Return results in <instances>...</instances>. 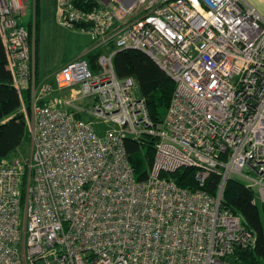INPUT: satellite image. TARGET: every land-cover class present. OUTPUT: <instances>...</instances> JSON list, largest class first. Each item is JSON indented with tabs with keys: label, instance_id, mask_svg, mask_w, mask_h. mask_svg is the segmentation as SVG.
Segmentation results:
<instances>
[{
	"label": "built area",
	"instance_id": "2783aa9c",
	"mask_svg": "<svg viewBox=\"0 0 264 264\" xmlns=\"http://www.w3.org/2000/svg\"><path fill=\"white\" fill-rule=\"evenodd\" d=\"M254 1L58 0L62 26L112 53L97 72L78 58L50 83L37 75L35 33L20 23L24 0H0L31 148L25 161L0 163V264H237L236 251L254 247L242 218L222 208L234 177L264 204V0ZM124 50L145 53L176 84L160 126L134 78L115 72ZM84 113L90 120L76 117ZM145 134L156 158L139 182L125 138ZM187 168L196 190L173 177ZM212 175L216 197L204 189Z\"/></svg>",
	"mask_w": 264,
	"mask_h": 264
},
{
	"label": "trees",
	"instance_id": "16d2710c",
	"mask_svg": "<svg viewBox=\"0 0 264 264\" xmlns=\"http://www.w3.org/2000/svg\"><path fill=\"white\" fill-rule=\"evenodd\" d=\"M34 28L30 30L35 33L38 43L37 26ZM101 55L99 51L88 55L87 61L94 72L99 69L98 59ZM113 63L120 79L131 77L136 81L152 124L162 125L176 90L175 82L148 55L137 50L117 52ZM27 95L29 97L28 93ZM21 107L20 94L13 85L12 73L0 36V163L9 160L25 141L30 144ZM76 117L80 118L79 115ZM125 148L137 181H146L156 158V139L148 134L139 139L127 137ZM173 177L182 188H198L194 168H187ZM220 183V176L212 175L204 189L216 197ZM254 199L255 193L247 185L234 178L227 182L222 197V208L239 215L255 238L253 248L236 251L232 261L237 264H264V204L259 207L255 205Z\"/></svg>",
	"mask_w": 264,
	"mask_h": 264
},
{
	"label": "rangeland",
	"instance_id": "374dc122",
	"mask_svg": "<svg viewBox=\"0 0 264 264\" xmlns=\"http://www.w3.org/2000/svg\"><path fill=\"white\" fill-rule=\"evenodd\" d=\"M252 2H255L254 0H251ZM30 4L28 5L30 9V16L33 13L32 9V0H29ZM257 3V2H256ZM59 22V20H58ZM60 24V23H59ZM39 37H40V56L42 60V66L45 68L55 70L52 75H50L49 79H47L48 82L54 83L55 75L60 72L68 63L71 62V60L79 57L81 54L85 53V51L91 49L94 47V49L90 52L93 53L96 50L99 52L109 55L112 53V49L109 47H102L98 46L95 40L83 32L79 30H72L65 28L60 24V26H57L53 21L49 22L46 26L45 21L43 22L42 29L39 30ZM97 51V52H98ZM86 60H89V57L87 55H84ZM45 79V78H44ZM77 91L79 93L78 89H65L62 93L56 92L53 97L61 99L65 96V98H70V95L72 92ZM133 94L135 97L142 98L139 88L135 89L133 91ZM26 100H28V95L26 93L25 95ZM82 106L86 108H91L92 106H88L87 101H83L81 103ZM80 119H86L90 120L88 114H81L79 115ZM96 129L102 133L105 129V126L99 122H96ZM31 155V148L30 144L25 141V143L22 145L21 148H19L11 157L10 159L19 158L20 160H27L30 158ZM234 179L238 180L240 183L244 185H249L250 182L240 178V177H234ZM255 193V200L257 201V205L261 207L260 200L258 198V189L254 188L252 189ZM38 264H44L43 262H39Z\"/></svg>",
	"mask_w": 264,
	"mask_h": 264
},
{
	"label": "crops",
	"instance_id": "0c3cea01",
	"mask_svg": "<svg viewBox=\"0 0 264 264\" xmlns=\"http://www.w3.org/2000/svg\"><path fill=\"white\" fill-rule=\"evenodd\" d=\"M25 2V12L24 14L20 17V23L22 26L27 27L29 29H33L34 26H37V37H38V43H37V75L40 80H47L50 75L55 70H51L48 68H45L42 66V58L40 56L41 53V48L39 46L40 42V37H39V30L42 29L43 22L45 21L46 26L48 25L49 22L53 21L57 26H60V18L58 15V0H32V9L33 13L30 16L29 12L30 9L28 5L30 4L29 0H24ZM59 20V22H58ZM60 23V24H59ZM35 29V28H34ZM85 34V33H84ZM97 43V41H95ZM94 49L91 48L85 53L81 54L79 57L71 60L74 61L78 58H85L84 55L90 54V52ZM98 51V50H96ZM102 55H105L102 53ZM51 77V76H50ZM45 78V79H44Z\"/></svg>",
	"mask_w": 264,
	"mask_h": 264
}]
</instances>
